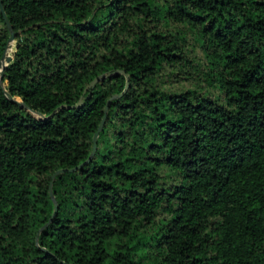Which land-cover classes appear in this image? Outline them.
Here are the masks:
<instances>
[{
  "label": "trees",
  "instance_id": "trees-1",
  "mask_svg": "<svg viewBox=\"0 0 264 264\" xmlns=\"http://www.w3.org/2000/svg\"><path fill=\"white\" fill-rule=\"evenodd\" d=\"M2 5L0 264H264V0Z\"/></svg>",
  "mask_w": 264,
  "mask_h": 264
},
{
  "label": "water",
  "instance_id": "water-1",
  "mask_svg": "<svg viewBox=\"0 0 264 264\" xmlns=\"http://www.w3.org/2000/svg\"><path fill=\"white\" fill-rule=\"evenodd\" d=\"M0 4H1V10L4 14V17H5V20L8 24V27L10 28L11 30V36L9 38V41H8V44L6 46V49H5V52L2 56V69H1V72H0V85L2 86V88L4 89V92L6 94V96L11 99L12 101L16 102V103H19L21 106L27 108L30 112H32L33 114L37 115L38 117H40L38 115V113L32 109L29 105H27L23 100L19 99V98H14L12 97L9 92L7 91V89L5 88V84H4V81H3V78H4V74H5V69H6V66H7V60L10 59V57L7 56L8 54V50H9V47L11 46V43L15 40V37H16V32L13 30V26L9 20V17L5 11V8L4 6L2 5V0H0ZM122 72V70H121ZM107 75H99L97 76L85 89V92L88 90V89H91L92 87H94L98 81L100 80H103ZM128 79H129V76H128ZM129 85H127L126 89L128 88ZM125 89V90H126ZM124 90V91H125ZM123 93L119 94L118 96H121ZM115 96L111 97L109 100H108V103L106 105V108H105V115L103 117V120L99 126V129L98 131L95 133L94 135V146H93V150L90 154V156L87 158V160H85L84 162H82L81 164H79L78 166L76 167H73V168H61L59 170H57L54 174H53V179L51 181V187L53 186V183L55 181V178L57 177L58 174H62L64 172H67V171H76L78 170L79 168H81L83 165L89 163L92 158L94 157L95 153H96V150H97V146H98V137L100 135V132L102 131V129L104 128V125H105V121H106V117H107V114H108V110H109V106H110V103L112 101V99L114 98ZM82 103V98L76 103V104H72V105H67V104H63L61 106H59L54 112H52L50 114V116L54 115L55 112H57L59 109L61 108H72V107H77V106H80ZM41 118H44V117H41ZM52 195H53V192H52ZM58 212V204L56 203V206H55V211L53 213V215L51 216V218L49 219V221L47 222V224L45 226H47L53 219L54 217L56 216Z\"/></svg>",
  "mask_w": 264,
  "mask_h": 264
},
{
  "label": "rangeland",
  "instance_id": "rangeland-1",
  "mask_svg": "<svg viewBox=\"0 0 264 264\" xmlns=\"http://www.w3.org/2000/svg\"><path fill=\"white\" fill-rule=\"evenodd\" d=\"M191 41L192 42H194V39L193 38H191ZM196 52H198L199 54H200V50L199 51H195V52H193V53H196ZM184 75H186V76H190V75H192V74H184ZM192 77V76H191ZM175 78H179V76H175ZM184 81V84H185V86L186 87H194V86H196V84L198 83V82H203V84H205V82L204 81H201V80H199V78H197V76H195V75H193V77L192 78H190V79H187V80H183ZM176 86H178L177 84L178 83H174ZM213 91H216V90H213Z\"/></svg>",
  "mask_w": 264,
  "mask_h": 264
}]
</instances>
